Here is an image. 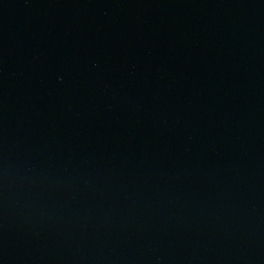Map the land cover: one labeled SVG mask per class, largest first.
Returning <instances> with one entry per match:
<instances>
[{
	"label": "water",
	"instance_id": "95a60500",
	"mask_svg": "<svg viewBox=\"0 0 264 264\" xmlns=\"http://www.w3.org/2000/svg\"><path fill=\"white\" fill-rule=\"evenodd\" d=\"M0 48L223 264H264V0H0Z\"/></svg>",
	"mask_w": 264,
	"mask_h": 264
}]
</instances>
